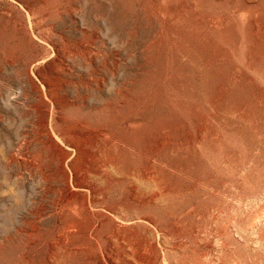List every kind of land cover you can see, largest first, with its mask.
Wrapping results in <instances>:
<instances>
[{
	"label": "rangeland",
	"instance_id": "obj_1",
	"mask_svg": "<svg viewBox=\"0 0 264 264\" xmlns=\"http://www.w3.org/2000/svg\"><path fill=\"white\" fill-rule=\"evenodd\" d=\"M0 264H264V0H0Z\"/></svg>",
	"mask_w": 264,
	"mask_h": 264
}]
</instances>
